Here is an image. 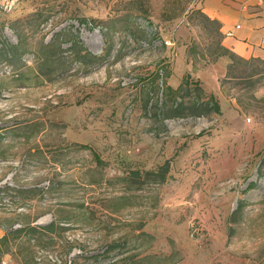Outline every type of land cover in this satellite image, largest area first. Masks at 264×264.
I'll use <instances>...</instances> for the list:
<instances>
[{"label": "rangeland", "instance_id": "1", "mask_svg": "<svg viewBox=\"0 0 264 264\" xmlns=\"http://www.w3.org/2000/svg\"><path fill=\"white\" fill-rule=\"evenodd\" d=\"M197 1L0 0L2 264H264V63Z\"/></svg>", "mask_w": 264, "mask_h": 264}, {"label": "crops", "instance_id": "2", "mask_svg": "<svg viewBox=\"0 0 264 264\" xmlns=\"http://www.w3.org/2000/svg\"><path fill=\"white\" fill-rule=\"evenodd\" d=\"M197 8L219 23L224 47L244 60L264 62V0H198ZM220 58L216 76L229 63Z\"/></svg>", "mask_w": 264, "mask_h": 264}, {"label": "trees", "instance_id": "3", "mask_svg": "<svg viewBox=\"0 0 264 264\" xmlns=\"http://www.w3.org/2000/svg\"><path fill=\"white\" fill-rule=\"evenodd\" d=\"M197 13L201 14V16L205 19V21L216 25L218 30L220 29L219 23L216 20L210 19L209 17L204 15L200 10H198ZM219 35H220V43L217 45L214 54H215L216 58L223 57V56H229L230 57L231 61L227 67L226 77H229L230 70H232V68L235 67L236 61L243 63L244 68L241 71V75H245L247 68L250 67V64L253 61L252 60H244L242 58H239L237 55L232 53L229 49L224 47L221 44L222 34L220 33V30H219ZM261 63H264V62H261ZM189 85H190V80L188 78H186V80L182 83V85L179 87V89L177 91H174L172 89H170V90H171V92L178 93V91L181 90L183 87L186 88V87H189ZM196 85H198V84H196ZM172 96H174V95H172ZM198 100H199V98H198ZM212 111H214L218 114L220 113V105L213 95H211V97H209V99L207 101H204L202 103H199L198 101L194 100L192 103H190V106H186L183 102H181V103L177 104L175 107H173L170 110V113L167 115L170 117H173V118L174 117H183L185 115L201 116V115H207ZM133 175H138V173L133 172ZM162 180H163V176H162ZM241 208H242V204L238 203L236 211L240 210ZM38 229H41V227L26 225V226L19 228V229L7 231L6 234L0 239V264H2L1 254L4 253V250L7 251V249H8L7 247H9V244L12 241L13 236L15 237L16 234H18V235L22 234L23 232H26L27 230L36 231ZM43 229H45L48 232H52L53 226L51 224V225H49Z\"/></svg>", "mask_w": 264, "mask_h": 264}, {"label": "built area", "instance_id": "4", "mask_svg": "<svg viewBox=\"0 0 264 264\" xmlns=\"http://www.w3.org/2000/svg\"><path fill=\"white\" fill-rule=\"evenodd\" d=\"M170 43V42H169ZM248 121H250V119H248Z\"/></svg>", "mask_w": 264, "mask_h": 264}]
</instances>
